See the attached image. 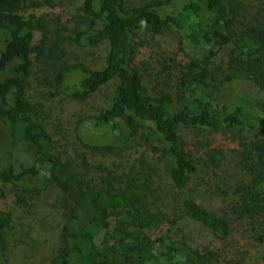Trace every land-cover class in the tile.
<instances>
[{"label": "trees", "instance_id": "1", "mask_svg": "<svg viewBox=\"0 0 264 264\" xmlns=\"http://www.w3.org/2000/svg\"><path fill=\"white\" fill-rule=\"evenodd\" d=\"M79 1L73 40L88 48L109 45L100 69L68 63L62 40H49V21L30 12L54 6V0H0V130L8 134L1 181L28 196L53 186L64 193L70 213L62 230L64 247L51 264H232L221 250L190 243L179 220L158 207L148 153L163 165L184 216L225 242L229 218L202 205L188 187L197 162L222 165L224 153L214 146L213 136L238 140L251 179L238 189L236 211L262 226L264 241V97H225L234 82H248L264 95V0ZM169 32H178L197 56L180 64L178 92L152 95L135 62L140 35ZM227 47L226 66L212 69ZM45 59L56 65L37 80L51 96L83 100L116 81L108 106L80 119L76 130L87 125L105 139L98 145L81 141L93 153L144 147L140 171L120 172L116 163L95 165L86 154L61 149L65 133L49 123L47 98L35 100L30 94L34 66ZM186 131H195L194 153L203 156L188 149ZM76 138L82 140L79 133ZM20 142L34 147L37 158L16 170L10 157ZM92 166L101 172L96 182L89 177ZM17 202L26 198L17 196ZM11 222L12 213L0 210V264H9L6 230Z\"/></svg>", "mask_w": 264, "mask_h": 264}, {"label": "rangeland", "instance_id": "2", "mask_svg": "<svg viewBox=\"0 0 264 264\" xmlns=\"http://www.w3.org/2000/svg\"><path fill=\"white\" fill-rule=\"evenodd\" d=\"M149 1L152 0H136V4ZM79 4V0L73 3L67 0H54V6L45 5L31 9L30 12L44 16L49 21V40L52 44L59 38L62 40V46L66 51L65 60L68 63L85 64L92 69H100L105 64L109 45L102 43L95 48H88L73 40L72 17L77 13ZM179 8L180 6L177 5L176 9ZM140 36L141 44L135 62L150 94L178 92L180 64L189 61L191 55H196L194 50L182 43L183 40L178 32L163 35L143 33ZM229 51L230 47L222 50L210 67L212 69L225 67ZM55 65V63L51 65L45 59L42 64L34 66L30 94L35 100L42 97L47 98L51 111L49 123L51 126H60L65 133L64 137H61V149L74 156L86 154L95 165L110 166L116 163L120 172L131 171L133 167L136 171H140L141 163L138 159L145 151L144 147L124 150L125 152L122 150L120 153L117 149L106 154L91 151L92 154L82 145L81 141L98 145L104 143L105 139L87 125L76 130L80 119L97 115L108 106L116 88V81L83 100L65 99L63 94L51 96L49 90L40 85L37 79L51 74V68ZM225 97L259 100L264 95L248 82H234L225 89ZM77 133L80 134L82 140L75 139ZM183 136L187 141L186 146L194 153L193 144L196 143L197 134L195 131H186ZM7 138V131L1 129V165L7 162ZM212 140L214 146L221 148L224 153L222 165L215 168L209 161L197 162V172L193 175L188 190L189 194L202 205L229 218L231 230L227 241H218L184 216L179 198L175 195L172 182L163 165H156L157 156L149 152L152 161L149 170L153 177V187L156 190L154 199L169 219L179 220L178 225L190 243L203 244L211 249L217 248L232 259V264H264V241L260 238L262 226L255 220L241 217L236 211L239 201L238 189L251 179L250 172L244 167L239 153L243 148L240 142L231 135L216 134ZM194 156L200 157L203 154L198 152L194 153ZM36 158L35 148L28 143L20 142L15 145L10 160L16 170H21L23 167L32 165ZM100 173L92 166L89 177L96 182L99 180ZM17 196L26 198V202H17ZM64 199V193L55 186L48 188L38 196H28L12 185H5L0 179V210L12 213L11 226L6 230L9 264H51L53 258L64 247L62 230L70 214L69 204ZM101 240L102 234L97 237V242L100 243Z\"/></svg>", "mask_w": 264, "mask_h": 264}]
</instances>
